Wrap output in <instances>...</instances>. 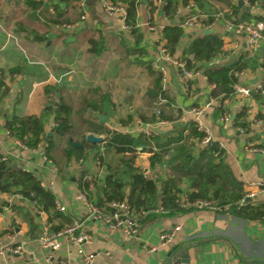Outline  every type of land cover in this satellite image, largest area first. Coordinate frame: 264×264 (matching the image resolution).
<instances>
[{"label":"crops","instance_id":"1","mask_svg":"<svg viewBox=\"0 0 264 264\" xmlns=\"http://www.w3.org/2000/svg\"><path fill=\"white\" fill-rule=\"evenodd\" d=\"M31 1L0 0V77L3 78L4 87L8 88L5 94L0 93V155L5 156L10 164L27 168L47 185L52 181L49 190L62 207V215L72 221L80 220L81 230L90 236V241L84 245L85 253L94 256L95 264H162L170 251L180 247L182 251H188L189 264H264V223L245 220L230 212L195 208L169 215L160 207L146 210L147 213L139 219L138 231L131 237H125L119 230L100 221L85 219L87 208L77 198L80 191L77 183L79 169L87 168V173L95 172L92 155L87 156L82 167L72 159L64 170H59L53 161L49 163L43 159L38 148H26L5 134L4 122L7 117L39 115L44 111V106H50L49 101L61 98L72 108L69 137L75 142L84 132L103 138L106 130L129 132L136 136L140 132L138 127L163 132L174 124L163 121V124L153 122L141 125L138 118L139 113L145 116L156 114V105L159 104L160 97L151 102L147 95L152 87L147 68L158 73L153 67L154 55L159 47L165 46L163 26L171 24V20L161 13L162 0H158L159 4L152 15L147 0H138L136 24L142 35L139 44L141 51L130 50L133 38L129 30L122 27L118 14L106 11L100 0H84L85 18H82L79 0H36L41 5L33 9ZM237 1L230 0L232 3ZM210 4L217 12L220 10L219 5L210 0L204 1L203 10L210 9ZM242 4V10H248L250 14L249 18L254 16L257 19L260 7H248L245 2ZM186 12V6L179 4L177 15ZM56 14H59L62 22L49 24V18ZM209 30L219 35L220 25ZM198 34H201L198 30L183 31L172 55L182 57L183 48ZM222 40L223 48L229 55L218 57L221 59L219 65L247 53L255 59L256 64L244 68L245 75L241 80L253 82L256 77L264 80V69L258 70L259 64L264 61L263 47L248 53L244 39H241L238 49L232 47L233 37ZM91 41H100L98 53L90 51ZM135 65L143 67L150 78V83L146 82L144 89L143 80L134 73L139 70L134 68ZM16 66H21L23 71L10 76L8 70ZM205 67L212 66L204 63L203 68L199 69V77L191 84V90L187 91L179 86L177 71L170 66V83L166 93L173 105L181 110V122L190 119V109L201 105L207 98L208 88L203 74ZM122 68L125 72L120 71ZM52 85L58 86L56 91L47 92V86ZM140 87L143 90L139 93L144 97L140 98L137 112H132L135 107L130 104L137 98ZM102 99V106L99 104L98 111H93L91 106L94 101ZM244 102L243 97L231 96L224 100L223 106L226 113L234 118L244 108ZM246 102L251 114L262 122L249 127L244 134L235 131L232 124L220 123L219 116H214V109L204 112L199 119L214 142L224 144L223 155L235 176L243 182L244 193L251 188V184L260 183L261 191L254 186L257 193L250 201L252 205H257L264 202V154L253 151V148L264 147V102L254 97ZM151 104L154 105L153 110ZM159 105L158 108L162 109L164 103ZM102 115H106L105 121L100 120ZM125 115L132 116L133 121L121 125L118 118L126 119ZM244 117L247 120L246 114ZM43 124L45 131H50L52 115L46 117ZM148 156L147 152H137L136 166L150 177L163 175L160 165L149 167ZM107 160L113 165L116 155L108 154ZM179 188L183 192L186 185L181 183ZM39 211L44 214L39 215ZM25 213L32 214L38 229L42 219L47 222L45 212L22 198L16 189L13 188L12 192L0 191V235L5 240H8L7 236L13 237L21 245L18 252L0 255V264H49L45 250L40 248L34 236L28 234L27 223L23 220ZM175 225H180L175 237L163 243L160 235ZM80 258L77 247L68 241H63L62 247L54 255V260H63L67 264H80Z\"/></svg>","mask_w":264,"mask_h":264},{"label":"trees","instance_id":"2","mask_svg":"<svg viewBox=\"0 0 264 264\" xmlns=\"http://www.w3.org/2000/svg\"><path fill=\"white\" fill-rule=\"evenodd\" d=\"M117 1L125 5L126 16L124 21L133 38V43L129 45V48L131 51H141L139 44L142 35L136 24L138 0ZM204 1L162 0L160 10L163 17L172 20L179 4L187 6L194 3L197 9L201 10ZM210 1L218 4L219 8L223 10L227 8L221 15L224 20L235 18L237 21H241L248 20L250 17L248 10H242L243 4L239 5L238 1L235 3L230 2V0ZM147 2L149 13L152 15L156 5L154 0H147ZM246 3L248 7L259 6L264 9V0H246ZM30 5L33 9L41 4L32 0ZM210 6V9L205 12L206 17L200 19L204 25H209L216 18L217 10L213 4ZM58 15L51 16L48 20L49 24L62 22ZM162 35L165 38V46L169 53L173 54L183 35L182 28L173 24H166L162 28ZM97 43L91 41L90 51L93 53L100 51L98 48V45H101L100 41ZM182 54L186 66L195 70L203 68L204 63L214 57H227L229 55L227 50L223 48V40L213 31L202 32L191 38L183 48ZM255 64V59L253 60L247 53H243L229 63L205 67L203 74L208 85L211 86L208 95L214 98L220 97L221 100L230 99L233 93V85L237 81L235 73L246 66L252 67ZM147 70L152 78V87L147 93L148 97L152 99L151 102L157 97H165L166 101L164 107L159 109L158 115L154 113L151 116H145L143 113H139L138 118L141 125L159 121L173 122L171 129L163 132L150 131L148 134L140 131L136 136L129 132L106 130L103 143L87 142L84 132L81 133L80 139H76L81 147H74L72 145L74 139L69 137L72 108L62 98L53 102L49 101L50 106H44V111L39 115H11L7 117L4 128L13 138L29 149H35L40 143L45 142L47 146L44 154L57 165L59 170H64L72 159L81 165L91 154L94 161L98 160L101 167L105 166L103 176L98 178L94 175L88 180L86 179L87 168H81L79 169L77 184L87 199L98 207H104L110 201H121L126 198L131 208L137 213L142 210L150 211L162 207L164 212L169 215L177 214L185 210L177 203V197L182 192L179 185L182 183L186 185V190H183L182 193L189 200H214L221 206L229 205V212L239 218L264 223V204L252 205L249 201L240 207L234 204L244 195V185L233 173L223 155V149L218 147L217 142H212L209 146L198 150L195 149V142L203 139L204 132L199 130L193 121H179L182 112L176 108V105H173V101L162 89L159 73L153 72L150 67ZM22 71L21 66H16L9 69L8 73L12 76ZM4 86L3 78L0 77L1 94H5L8 90ZM57 88L58 86H47V92L49 90L56 91ZM258 99L264 102V92L259 94ZM103 102V99L102 101H94L91 109L98 111ZM214 112V116H219V114L226 112L225 107L222 105L214 109ZM244 114L245 109L242 108L234 119L245 125ZM51 115L53 124L50 131H45L43 120ZM132 121L133 117L130 115L126 119L118 118L121 125L130 124ZM98 133L102 132L98 131ZM137 152L149 154L150 168H155L157 165L163 166V175L156 174V177L159 178L158 182L156 177L144 174L142 169L136 166ZM108 154L116 155L113 165H110L107 160ZM13 188L36 209L45 212L51 231L63 229L71 224L72 220L64 217L56 209L53 192L43 188L35 175L24 171L21 167L10 164L8 160H0V191L12 192ZM23 220L27 223L28 234L34 237L38 236L40 230L34 223L32 214L25 213Z\"/></svg>","mask_w":264,"mask_h":264},{"label":"built area","instance_id":"3","mask_svg":"<svg viewBox=\"0 0 264 264\" xmlns=\"http://www.w3.org/2000/svg\"><path fill=\"white\" fill-rule=\"evenodd\" d=\"M103 7L106 9L109 13H116L119 15L120 21L122 23V27L124 29L128 30V26L125 24V5L120 1H111V0H100ZM246 3V0H242ZM79 6L82 8V18H85L87 16V12L85 9V2L84 0L78 1ZM187 12L183 15H176L171 20V24L179 26L182 28L183 31L185 30H198L200 33L208 30L213 29L220 25V31L219 35L220 37L227 38L228 36L233 37L232 40V47L234 49H238L241 47L240 41L241 39H244V45L245 49L248 53H253L258 51L261 47L264 48V9L261 7L258 10V14L255 17H251L248 20H241L237 21L235 18L232 19H222L221 18V12L218 10L216 14V18L214 21H212L209 25H204L200 19L206 17V11L201 12L197 7L194 5V3H190L186 6ZM209 10V9H208ZM150 28H153L149 26ZM221 59L218 57L212 58L210 61H208L209 66H216L220 64ZM174 66L175 70L177 71L176 74V80L179 86H181L184 90H191L192 83L195 79L199 77L200 71L188 68L186 66L185 61L180 58H175L172 54L169 53V50L166 46L159 47L157 53L154 55V69L159 73L160 75V82L162 89L165 90L168 89L169 83H170V66ZM264 69V61L259 64L258 70ZM245 75V69H242L239 72L235 73V77L237 81L233 85V93L232 96H239L243 97L245 102L243 103L246 114V123L245 125H242L238 121H236L234 118L230 117L229 113H222L219 115L218 120L222 124H232L234 127V130L237 131L239 134L246 133L247 129L249 127H252L256 124H261V119H259L257 116L251 114V109L248 106V99H258L259 94H262L264 91V80L259 79L258 77L255 78V80L252 82L251 80L243 81L241 80ZM206 80V77H205ZM207 82V80H206ZM207 98L206 100L197 107H193L190 109V113L192 117L190 119H184V122L187 121H193L197 128L204 132L205 136L200 141L195 142V149L204 148L209 146L214 140L212 139L210 133L207 129L204 128V125L202 124L201 120L199 119V116L202 115L204 112L212 109H216L223 105L224 100H221L220 97L214 98L209 94V91L211 89V86L207 83ZM166 99L164 97H160L158 103H165ZM159 109L156 110V115L159 114ZM183 120V119H182ZM159 123L163 124L165 122L159 121ZM138 130L145 132L148 134L150 131L146 129H141L140 127ZM5 134L7 136H11L9 132L5 129ZM15 139V138H14ZM15 141L20 145L21 143L15 139ZM22 145V144H21ZM23 146V145H22ZM47 144L45 142L40 143L37 148L40 150L41 155L43 156V159L51 162L50 159H48L45 154L44 150ZM25 147V146H24ZM219 148H224L223 143H218ZM27 148V147H26ZM253 151L260 152L264 154V147H254ZM0 160H6V157L3 155H0ZM161 169L163 168L162 165ZM94 167L96 168L95 172H88L86 174V179L90 180L92 176L96 175L98 178H101L104 173L103 166L101 167L98 160L94 161ZM24 171L29 172L27 168L21 167ZM55 170V168H53ZM34 175V174H33ZM40 185L45 188L49 189V186L53 185L52 181L47 183L44 180H39ZM254 186H256L258 189H260V183L251 184L250 187L244 195L239 198L234 204L237 207H240L244 205L246 202H250L251 199H254L256 196V189ZM263 188V187H262ZM261 191V189H260ZM77 198L82 200L86 205V215L85 219H93L100 221L107 225L108 227L112 229L119 230L125 237H131L133 234H135L138 231L139 228V219L144 216L147 211L142 210L140 213H137L134 211L128 200L125 198L121 201H110L105 204L104 207H98L94 205L92 202H90L85 193L79 191L77 194ZM177 203L182 209H211L216 211H224L225 213L229 212V205H219L214 200H207V199H195V200H189L184 193H180L177 197ZM264 204V202H263ZM55 206L56 209L61 211L62 207L58 203V201L55 200ZM161 210L162 207H160ZM44 213L39 211V215H43ZM81 221L80 220H74L72 223L63 229H59L57 231H51L49 228V224L46 222V220L42 219L41 223H39V230L40 233L37 237H35L36 242L40 246V248L45 250V258L49 262V264H67L63 260H54L55 252L58 251L63 244V241H68L71 244H74L77 247V251L80 254V264H95L94 262V256L92 254L85 253L84 251V245L90 241V236L83 232L81 230ZM180 229V225H175L172 228H170L168 231L163 232L160 235V239L163 243L171 241L177 231ZM8 240L3 239V237L0 235V255H4L8 252H18L21 249V245L16 243V241L13 239V237L7 236Z\"/></svg>","mask_w":264,"mask_h":264},{"label":"water","instance_id":"4","mask_svg":"<svg viewBox=\"0 0 264 264\" xmlns=\"http://www.w3.org/2000/svg\"><path fill=\"white\" fill-rule=\"evenodd\" d=\"M243 1L238 0V4L242 5ZM205 32H210V30H206ZM255 80V79H254ZM101 121L106 120V115H102L100 117ZM145 127V125H143ZM85 139L87 142L90 143H102L103 142V137L101 135H95L91 132L87 133L85 135ZM72 145L74 147H81V145L78 142L73 141ZM159 179L156 178V181ZM11 223H14L12 221ZM162 264H189V253L187 250L182 251L180 247L174 248L172 251H170L165 259V261Z\"/></svg>","mask_w":264,"mask_h":264},{"label":"rangeland","instance_id":"5","mask_svg":"<svg viewBox=\"0 0 264 264\" xmlns=\"http://www.w3.org/2000/svg\"><path fill=\"white\" fill-rule=\"evenodd\" d=\"M154 3H155V5L157 6L158 4H159V2H158V0H154ZM218 9H220V12H221V14H223V9H221V8H219L218 7ZM199 11H201V12H203V9H201V10H199ZM150 22V21H149ZM200 33V32H199ZM104 58V57H103ZM134 68H136V69H139V70H135V74H137L139 77H141V79L143 80V89L146 87V82L148 83V81H149V83H150V78H149V76H148V74L146 73V70H145V72H144V70H143V67H140V66H137V65H135L134 66ZM120 71L121 72H125V69H120ZM106 73V72H105ZM146 73V74H145ZM142 85V84H141ZM143 89H141V87L140 88H138V90H137V98L134 100V101H132V103L130 104V105H133V107H135V109L132 111V112H137L136 111V109L138 108V105L141 103V100H140V98H142V97H144V95L142 94L141 95V93H139V92H141ZM138 95H140V97L138 96ZM128 106H129V104L128 105H126L125 106V109H126V111H128ZM151 106V109L153 110V108H154V105H150ZM160 105L159 104H157L156 105V108H158ZM127 115H125V117H126ZM137 128V127H136ZM139 128V127H138ZM137 128V129H138ZM61 142V141H60ZM163 169V168H162ZM161 169V170H162Z\"/></svg>","mask_w":264,"mask_h":264}]
</instances>
